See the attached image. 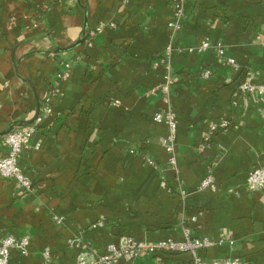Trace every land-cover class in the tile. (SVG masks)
<instances>
[{"label":"crops","instance_id":"crops-1","mask_svg":"<svg viewBox=\"0 0 264 264\" xmlns=\"http://www.w3.org/2000/svg\"><path fill=\"white\" fill-rule=\"evenodd\" d=\"M172 19L168 0H0V132L30 119L36 98L51 107L18 157L32 190L0 176V238L29 239L8 264H76L82 250L181 240L185 227L216 241L200 251L207 261L264 264V190L246 188L264 167V97L238 89L264 81V0H185L177 30ZM85 23L101 26L90 43L57 51ZM166 109L177 119L175 164L168 126L154 120ZM206 175L214 189L198 188ZM107 264L192 262L164 253Z\"/></svg>","mask_w":264,"mask_h":264},{"label":"built area","instance_id":"built-area-1","mask_svg":"<svg viewBox=\"0 0 264 264\" xmlns=\"http://www.w3.org/2000/svg\"><path fill=\"white\" fill-rule=\"evenodd\" d=\"M173 6V19L172 26L174 29L181 27L183 20V8L185 0H168ZM101 26H96L93 29L86 31L85 41L90 43L95 33L100 30ZM207 42L200 44L199 50L206 48ZM176 45L174 39H172L165 47L163 51L164 62H169L174 52ZM194 48H190L192 51ZM219 53H222V49L217 47ZM228 63L237 67V64L233 59H227ZM209 71L204 72V76H208ZM168 84L171 80L167 81ZM238 89L241 93L256 94L264 97V81L263 82H251L245 80L238 85ZM167 90V85L163 86V92ZM51 112V107L48 100L40 107L39 114L34 121L28 125L18 126L7 132L3 136V144L6 147L5 153L0 155V176L5 179H11L14 181L17 189L20 193H28L32 190V183L30 178L22 171L18 164V157L22 150L28 146L30 139L36 132L40 125L43 116ZM154 120L158 122H165L168 126V133L163 138V145L165 150L169 153L168 161L171 164H175V155L173 153V143L175 140L177 119L174 113L170 109H166L163 112H158L154 115ZM227 123L221 121L219 127L225 126ZM216 126H212L214 129ZM163 185V181H161ZM199 189L215 188L214 178L211 175L203 177L198 186ZM246 188L249 191L264 190V167H255L251 169L246 177ZM182 197L185 196V191L181 190ZM195 217H192L194 220ZM103 221H97L91 225L92 228L103 226ZM76 240V239H75ZM74 242V240L72 241ZM207 237H192L188 227L183 229V238L181 240H175L173 238H165L151 242L139 241L133 237H128L122 245H115L109 243L105 247V251L101 255H93L82 250L77 255L76 264H107L113 258L128 254L132 257H138L142 254H152L160 256L164 253H188L191 257L192 264H243L242 260L238 257L233 258H215L209 261L205 260L200 251L215 244ZM232 243V241H230ZM29 239L27 237H13L3 236L0 238V264H8L9 255L12 251H17L20 254H26L28 251ZM47 257V253H44ZM44 264H47L46 262Z\"/></svg>","mask_w":264,"mask_h":264},{"label":"water","instance_id":"water-1","mask_svg":"<svg viewBox=\"0 0 264 264\" xmlns=\"http://www.w3.org/2000/svg\"><path fill=\"white\" fill-rule=\"evenodd\" d=\"M86 29H87V25L85 23L83 30H82V36L79 39H77L74 43H72L66 47H57V51H68V50L74 49L79 44H81L86 37V33H85ZM39 108H40L39 107V101L36 98V107H35V111H34L33 116L30 119L25 120V121L11 123L10 125L7 126L6 129H4V131L0 132V136H3L4 134H6L7 132H9L10 130H12L15 127L24 126V125H28V124L32 123L34 121V119L37 117V115L39 114Z\"/></svg>","mask_w":264,"mask_h":264}]
</instances>
